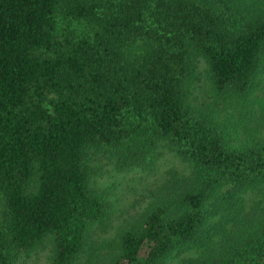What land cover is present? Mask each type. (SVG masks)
Masks as SVG:
<instances>
[{
    "label": "trees",
    "instance_id": "trees-1",
    "mask_svg": "<svg viewBox=\"0 0 264 264\" xmlns=\"http://www.w3.org/2000/svg\"><path fill=\"white\" fill-rule=\"evenodd\" d=\"M263 90L264 0H0V264H264ZM164 145L190 176L84 257L87 152Z\"/></svg>",
    "mask_w": 264,
    "mask_h": 264
},
{
    "label": "rangeland",
    "instance_id": "rangeland-1",
    "mask_svg": "<svg viewBox=\"0 0 264 264\" xmlns=\"http://www.w3.org/2000/svg\"><path fill=\"white\" fill-rule=\"evenodd\" d=\"M201 68H204L203 64ZM202 81L206 90V80L203 77ZM260 93V99H264V90ZM249 124L253 128L261 127L264 130V119L250 118ZM115 152L110 148L87 152V163L92 169L91 186L96 193L105 194L110 208L104 221L90 229L84 257L91 255L104 260L117 252L119 233L150 206L159 193L166 192L169 187L172 189L181 186L193 171L189 163L165 145L160 146L150 167L145 170H120ZM52 251L49 239L42 249L22 258L17 264H50ZM84 257L82 261H86ZM177 261L178 259L173 260V264Z\"/></svg>",
    "mask_w": 264,
    "mask_h": 264
}]
</instances>
